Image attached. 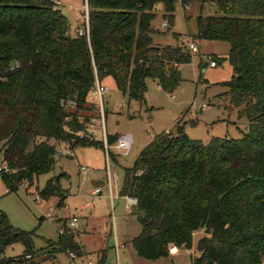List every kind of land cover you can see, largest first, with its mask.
Masks as SVG:
<instances>
[{"label":"trees","instance_id":"obj_1","mask_svg":"<svg viewBox=\"0 0 264 264\" xmlns=\"http://www.w3.org/2000/svg\"><path fill=\"white\" fill-rule=\"evenodd\" d=\"M55 1L0 0V154L8 169L0 178L6 194L53 169L56 143L70 151L104 148L78 136L89 121L84 113L95 110L88 98L96 82L111 79L129 100L144 103L147 79L170 93L181 83L180 67L191 60L187 49L152 43L157 11L161 7L163 22L172 26L176 0H83L88 36L77 37L68 35ZM191 1L215 7L214 14L196 18L194 37L228 44L225 59L212 57L232 68L220 97L229 111L247 118L248 128L239 139L207 142L189 139L177 123L156 135L133 167L123 168L119 193L135 200L131 215L141 229L131 245L139 258L154 261L167 258L171 246L191 250L193 234L202 229L190 264H264V0ZM117 139L106 135V145ZM60 190L52 178L38 193L47 199ZM32 235L0 210V264H31ZM16 243L23 253L4 257ZM53 246V254L84 256L66 230ZM104 258L102 252L101 263Z\"/></svg>","mask_w":264,"mask_h":264},{"label":"rangeland","instance_id":"obj_2","mask_svg":"<svg viewBox=\"0 0 264 264\" xmlns=\"http://www.w3.org/2000/svg\"><path fill=\"white\" fill-rule=\"evenodd\" d=\"M57 2L59 5H55L56 9L67 20L68 35L77 37L76 31L85 24L83 8L85 13L87 5L83 0ZM214 12L215 7L209 4L200 6L191 0H176L173 25L169 26L163 22L161 10L157 11L152 24L153 45L187 49L182 42L188 39L197 45V52L187 49L191 60L180 67L181 83L170 93L161 89L157 82L147 79L144 103L129 100L111 79L102 82L106 87L103 95L104 110L90 95L88 100L95 110L84 113L90 116L89 121L85 131L78 136L88 142H102L103 149L80 147L68 155V148L56 143L57 156L53 169L39 175L31 185L23 183L16 192L6 194V187L0 178V210L13 227L33 232L32 245L35 252L29 259L31 264H190L191 259L198 255L197 241L205 235L202 229L193 234L191 250L170 247V251L176 249L172 260L139 258L131 240L139 235L140 225L131 215L132 205L129 206L128 199L121 197L119 192L123 168H132L140 151L161 132L174 131L176 123L183 126L189 139L202 142L211 138L239 139L247 131V118L229 111L227 103L220 97L227 91L220 84L232 77L229 63L222 61L216 68L204 67L208 64L207 59L212 60V57L225 59L228 44L197 40L194 37L196 18ZM106 135H116L118 138L130 136L132 145L129 154L123 156L116 149L115 143L108 147L115 161L108 156L106 160ZM0 166H4L1 154ZM81 167L88 171L82 174ZM108 167L111 179L107 178ZM52 178L59 179L61 190L57 197L43 199L38 192ZM95 189H98L97 193H94ZM36 197L38 200H35ZM58 202L61 207H58ZM87 204L90 207L84 209ZM73 220L78 226L75 231L67 228ZM60 229L76 236V241L83 248V257L72 259L64 252L52 253ZM23 251L24 246L16 243L6 248L4 257L15 258ZM102 252L105 258L101 263ZM45 254H52L53 257L45 259Z\"/></svg>","mask_w":264,"mask_h":264},{"label":"built area","instance_id":"obj_3","mask_svg":"<svg viewBox=\"0 0 264 264\" xmlns=\"http://www.w3.org/2000/svg\"><path fill=\"white\" fill-rule=\"evenodd\" d=\"M57 5H59L58 2H55ZM84 19H85V24H84V27L83 28H80L76 31V33L79 35V36H88V18H87V7L85 8V13H84ZM166 24V23H165ZM165 26V25H163ZM182 44L184 46H187V49L190 51V52H197V45L194 44L193 42L189 41L188 39H184ZM208 60V64L207 66L210 67V68H215L217 65H216V62L213 61V60H210V59H207ZM106 93V87L104 86H101L98 82L95 83V88L94 90L92 91L91 95L99 102V105L101 107V110L103 109V95ZM67 121V119H66ZM104 138H105V133H104ZM131 145H132V138L130 136H121L117 139V142H116V149L117 150H120L122 152V155L123 156H127L130 152V149H131ZM106 146V145H105ZM108 151V148L106 146V152ZM68 155H71V152L70 150L67 152ZM106 160H107V155H106ZM3 171V172H8V169L5 167V166H0V172ZM88 171V169H84L83 167L80 168V172L82 174H85L86 172ZM111 173L109 171V167L107 169V178L111 179ZM23 184H21L22 186ZM20 186V187H21ZM19 187V188H20ZM5 192H7V190L5 189ZM98 192V189H95L94 190V193H97ZM128 201H129V206L132 205H135V200L133 199H130V198H127ZM35 200H38V198L36 197ZM128 206V210H130ZM90 207V204H87L84 206V209H87ZM49 217V215H47ZM77 224L76 222L73 220L71 222L68 223V229L70 230H76L77 229ZM63 231V229H60L59 230V233H61ZM70 257L72 259H74V257L72 255H70ZM28 259L30 258V256L27 257Z\"/></svg>","mask_w":264,"mask_h":264},{"label":"crops","instance_id":"obj_4","mask_svg":"<svg viewBox=\"0 0 264 264\" xmlns=\"http://www.w3.org/2000/svg\"><path fill=\"white\" fill-rule=\"evenodd\" d=\"M57 1H58V0H56L55 2H57ZM160 10H161V7H160ZM161 12H162V11H161ZM204 66H205V65H204ZM206 67H207V66H206ZM216 67H217V66H216ZM216 67H215V68H216ZM5 193H6V192H5ZM175 250H176V249L173 248V250L170 251V255H169V257H167V259H171V260H172V258H173V253L175 252Z\"/></svg>","mask_w":264,"mask_h":264},{"label":"water","instance_id":"obj_5","mask_svg":"<svg viewBox=\"0 0 264 264\" xmlns=\"http://www.w3.org/2000/svg\"><path fill=\"white\" fill-rule=\"evenodd\" d=\"M207 66V64H205V66L204 67H206Z\"/></svg>","mask_w":264,"mask_h":264},{"label":"bare ground","instance_id":"obj_6","mask_svg":"<svg viewBox=\"0 0 264 264\" xmlns=\"http://www.w3.org/2000/svg\"><path fill=\"white\" fill-rule=\"evenodd\" d=\"M107 148H108V146H107ZM109 150V149H108Z\"/></svg>","mask_w":264,"mask_h":264}]
</instances>
